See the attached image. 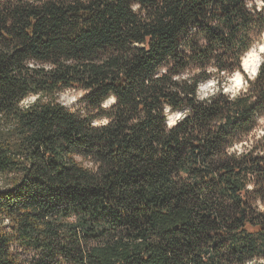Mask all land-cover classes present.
<instances>
[{"label": "trees", "instance_id": "obj_1", "mask_svg": "<svg viewBox=\"0 0 264 264\" xmlns=\"http://www.w3.org/2000/svg\"><path fill=\"white\" fill-rule=\"evenodd\" d=\"M263 37L264 0H0V264H264Z\"/></svg>", "mask_w": 264, "mask_h": 264}, {"label": "rangeland", "instance_id": "obj_2", "mask_svg": "<svg viewBox=\"0 0 264 264\" xmlns=\"http://www.w3.org/2000/svg\"><path fill=\"white\" fill-rule=\"evenodd\" d=\"M264 46V37L261 43H258L252 50H257L260 51L261 47ZM251 50V51H252ZM263 52L260 54L261 58L263 57ZM239 74H241L243 76V84L241 85H236V83L233 81L235 75L233 76V78H231L228 81V84L226 86H224V92H226L229 95H238L240 92H242L245 88H246V81H245V75L249 76V77H253V75L251 76V74H247L245 71V75L241 72H238ZM237 74V73H236ZM214 92H217V86L216 83L214 81H210L206 84H204L203 86H201L200 88V98L201 99H207L209 98ZM84 93L71 88L68 90H65L61 95H60V102L69 110L71 111H77L79 110L83 105L81 104V100L83 97ZM35 97H31L28 99V102H33L35 101ZM113 103L112 100L108 101L106 103V106H110ZM174 115V114H172ZM171 118V116H170ZM169 118V119H170ZM180 117H175L171 122V124H174ZM260 134V131L257 133Z\"/></svg>", "mask_w": 264, "mask_h": 264}, {"label": "bare ground", "instance_id": "obj_3", "mask_svg": "<svg viewBox=\"0 0 264 264\" xmlns=\"http://www.w3.org/2000/svg\"><path fill=\"white\" fill-rule=\"evenodd\" d=\"M264 46L261 47L260 51L257 50H252L245 58H244V66L247 72L251 74L256 73L260 66L261 62V56L260 54L263 52ZM233 81L236 83V85H241L243 84V76L239 73L235 74V77ZM172 121V119H171Z\"/></svg>", "mask_w": 264, "mask_h": 264}, {"label": "water", "instance_id": "obj_4", "mask_svg": "<svg viewBox=\"0 0 264 264\" xmlns=\"http://www.w3.org/2000/svg\"><path fill=\"white\" fill-rule=\"evenodd\" d=\"M263 54H264V50H263ZM261 63H262V58H261V62H260V65H261ZM260 67V66H259ZM242 68H243V70L247 73V74H249L247 71H246V69H245V66H244V60H243V63H242ZM258 72H259V68H258V70L256 71V73L255 74H253V77H256L257 76V74H258ZM182 113H176V114H174V115H171V118L169 119V123L171 124V119L173 120L175 117H182ZM179 118V119H180Z\"/></svg>", "mask_w": 264, "mask_h": 264}]
</instances>
